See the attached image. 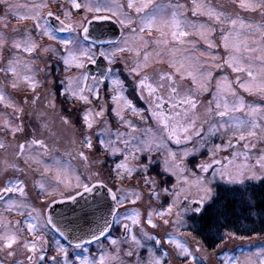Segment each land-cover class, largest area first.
Here are the masks:
<instances>
[{
  "label": "snow or ice",
  "instance_id": "1",
  "mask_svg": "<svg viewBox=\"0 0 264 264\" xmlns=\"http://www.w3.org/2000/svg\"><path fill=\"white\" fill-rule=\"evenodd\" d=\"M248 181L264 0H0V264H253Z\"/></svg>",
  "mask_w": 264,
  "mask_h": 264
},
{
  "label": "trees",
  "instance_id": "2",
  "mask_svg": "<svg viewBox=\"0 0 264 264\" xmlns=\"http://www.w3.org/2000/svg\"><path fill=\"white\" fill-rule=\"evenodd\" d=\"M249 189L254 190L256 193V201L259 204L261 200H264V182H247ZM218 191H223L226 187L223 183H219ZM237 191H242L240 186H235ZM227 230H238L244 235H250L253 238H259L257 235H264V214L261 213V207L252 209L251 215L241 207H237L234 214H230L225 218H221L214 228L215 236H207L208 242L211 243L213 239H218L219 234Z\"/></svg>",
  "mask_w": 264,
  "mask_h": 264
},
{
  "label": "rangeland",
  "instance_id": "3",
  "mask_svg": "<svg viewBox=\"0 0 264 264\" xmlns=\"http://www.w3.org/2000/svg\"><path fill=\"white\" fill-rule=\"evenodd\" d=\"M67 37V36H62ZM216 143H221V140L217 138L215 140ZM231 151V150H229ZM221 156H227L228 152H222ZM203 158V157H200ZM243 162V157H239L237 163ZM251 162V161H250ZM222 183L217 181V184ZM92 250H95L96 245L93 244L90 246ZM264 249V240L260 238H253L251 242H236L235 244H230L228 249H226L227 255L233 257L234 259H239L243 262L245 259L250 258L253 261V264H259L260 259V251ZM217 264L219 262L217 261Z\"/></svg>",
  "mask_w": 264,
  "mask_h": 264
},
{
  "label": "flooded vegetation",
  "instance_id": "4",
  "mask_svg": "<svg viewBox=\"0 0 264 264\" xmlns=\"http://www.w3.org/2000/svg\"><path fill=\"white\" fill-rule=\"evenodd\" d=\"M20 2H23V0H20ZM118 27V26H117ZM61 36H68L67 33H64V34H60Z\"/></svg>",
  "mask_w": 264,
  "mask_h": 264
},
{
  "label": "water",
  "instance_id": "5",
  "mask_svg": "<svg viewBox=\"0 0 264 264\" xmlns=\"http://www.w3.org/2000/svg\"><path fill=\"white\" fill-rule=\"evenodd\" d=\"M106 23H108V22H106ZM113 27L114 28H117V26H115L114 24H113ZM92 68H93V70H94V66H91Z\"/></svg>",
  "mask_w": 264,
  "mask_h": 264
}]
</instances>
